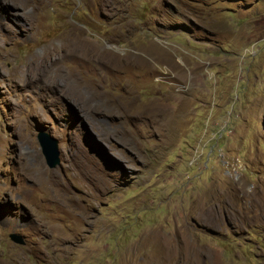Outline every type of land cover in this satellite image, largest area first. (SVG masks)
Masks as SVG:
<instances>
[{"label": "rangeland", "instance_id": "rangeland-1", "mask_svg": "<svg viewBox=\"0 0 264 264\" xmlns=\"http://www.w3.org/2000/svg\"><path fill=\"white\" fill-rule=\"evenodd\" d=\"M0 264H264V0H0Z\"/></svg>", "mask_w": 264, "mask_h": 264}, {"label": "water", "instance_id": "water-1", "mask_svg": "<svg viewBox=\"0 0 264 264\" xmlns=\"http://www.w3.org/2000/svg\"><path fill=\"white\" fill-rule=\"evenodd\" d=\"M36 141L46 167L49 169L56 167L59 164L57 141L43 131H38L36 134ZM7 237L9 241L15 245H24V240L19 234L10 233Z\"/></svg>", "mask_w": 264, "mask_h": 264}, {"label": "flooded vegetation", "instance_id": "flooded-vegetation-1", "mask_svg": "<svg viewBox=\"0 0 264 264\" xmlns=\"http://www.w3.org/2000/svg\"><path fill=\"white\" fill-rule=\"evenodd\" d=\"M164 6H166V7H167V6H168V4H167V3H164Z\"/></svg>", "mask_w": 264, "mask_h": 264}, {"label": "built area", "instance_id": "built-area-1", "mask_svg": "<svg viewBox=\"0 0 264 264\" xmlns=\"http://www.w3.org/2000/svg\"><path fill=\"white\" fill-rule=\"evenodd\" d=\"M216 142V141H215Z\"/></svg>", "mask_w": 264, "mask_h": 264}]
</instances>
